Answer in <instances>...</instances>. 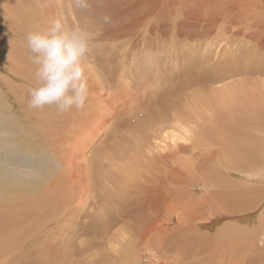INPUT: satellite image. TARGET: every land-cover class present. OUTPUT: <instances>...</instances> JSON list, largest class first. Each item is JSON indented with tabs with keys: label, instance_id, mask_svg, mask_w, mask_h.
Returning <instances> with one entry per match:
<instances>
[{
	"label": "bare ground",
	"instance_id": "bare-ground-1",
	"mask_svg": "<svg viewBox=\"0 0 264 264\" xmlns=\"http://www.w3.org/2000/svg\"><path fill=\"white\" fill-rule=\"evenodd\" d=\"M88 2L0 0L11 92L37 86L28 32L62 18L93 35L83 109H14L0 91L2 262L69 264L54 254L72 249L90 264H264V89L235 84L264 76V0ZM185 124L189 144L150 143ZM41 234L43 258L23 249Z\"/></svg>",
	"mask_w": 264,
	"mask_h": 264
},
{
	"label": "clouds",
	"instance_id": "clouds-1",
	"mask_svg": "<svg viewBox=\"0 0 264 264\" xmlns=\"http://www.w3.org/2000/svg\"><path fill=\"white\" fill-rule=\"evenodd\" d=\"M72 4L78 9L89 7L88 0H72ZM104 19L107 23L108 18ZM92 40V33L81 28L69 29L62 18L54 19L45 32L26 34L37 81V86L29 90V108L39 110L54 105L61 112L84 108L88 85L83 58Z\"/></svg>",
	"mask_w": 264,
	"mask_h": 264
},
{
	"label": "rangeland",
	"instance_id": "rangeland-1",
	"mask_svg": "<svg viewBox=\"0 0 264 264\" xmlns=\"http://www.w3.org/2000/svg\"><path fill=\"white\" fill-rule=\"evenodd\" d=\"M1 73V72H0ZM241 79V78H240ZM240 79H236L238 82L237 83H235V84H238V83H240V81H242V82H245L247 85H248V87H252V88H254V86L253 85H258L257 86V88H259V89H264V76L262 77H253V78H250V79H247V82H246V78L245 79H242V80H240ZM243 80H245V81H243ZM257 80V81H256ZM258 82V83H257ZM18 83H21V82H17L16 83V85H15V87H14V89H12V92H11V88H9L8 86H7V83L5 82V80H1L0 79V91L2 92V99L1 100H9V102L13 105V107H14V109H18V103L17 102H19V101H21V100H19L20 98H22V99H25L26 98V100H25V102H26V105H28V98H29V89H27L26 87L24 88V86H22V83H21V86L19 87V85H18ZM226 84H228V82H226ZM252 84V85H251ZM34 85V84H33ZM33 87H36L35 85L33 86ZM222 87H223V83L222 84H219V86L218 85H211V86H209V88L210 89H208V92L209 91H211L210 93H214L215 91H216V89L217 90H219V89H222ZM262 87V88H261ZM20 88H21V90H20ZM28 88H32V86H29ZM18 90V91H17ZM213 90V91H212ZM14 93L16 94V96H18V97H16L15 95H14ZM19 93V94H18ZM264 95V94H263ZM15 97V98H14ZM209 97H210V95H209ZM13 102V103H12ZM23 102V101H22ZM0 109H2V107L0 108ZM136 118H137V116H135V117H133V121L134 120H136ZM4 121L6 120V117L3 119ZM133 121H131V123L133 122ZM195 129H196V127H195V125H182L181 127H175V128H171V129H169L168 131H166V132H164V133H159V135L158 136H155V137H153L152 139H151V141H150V143L152 144V145H154V144H159V145H162V147H164L165 145H168V144H173V143H175V142H177V143H185V144H189V140H191L193 137V132L195 131ZM167 133V134H166ZM170 133V134H169ZM171 137H174L175 139L174 140H171ZM100 139V140H99ZM98 140H97V142H96V146H95V148L94 149H99L100 148V155L102 156V153L104 152V146H105V144L103 145V144H101V142L103 141V140H105L106 138H99ZM156 139V140H155ZM154 140V141H153ZM165 140V141H164ZM170 141V142H169ZM168 142V143H167ZM36 146H39L38 144H36ZM103 148V149H102ZM102 150H103V152H102ZM22 152H20L19 154H18V157L20 156V154H21ZM16 156H17V154H16ZM97 159H99V157H97ZM85 212H86V210L84 211V213L83 212H81L83 215L85 214ZM264 213V207H262L261 209H260V211L257 213V214H260V213ZM81 214V217H83V215ZM259 217H260V215H259ZM259 217L256 219V221H254V222H252V223H248V225H249V227L246 225V223H238L237 224V226H239V225H243V224H245V225H243V227H241V226H239V228H245V226L246 227H248L249 229H245L247 232H250V231H253L257 226H258V219H259ZM86 223H87V226L89 225V221L87 220L86 221V219L84 218L83 219ZM232 222H234V221H232ZM231 221L229 222L232 226L233 225H236V224H234V223H232ZM225 223V222H224ZM251 224V225H250ZM219 225H221V224H219ZM222 225H223V223H222ZM254 225H256V226H254ZM236 226V227H237ZM219 228V229H218ZM221 228H222V226H215L214 227V229H216V230H214L213 228L210 230V232L212 231L213 233H215V234H218V233H220V231H221ZM251 228V229H250ZM218 229V230H217ZM219 231V232H218ZM45 233H46V231L45 232H43L42 234H44L45 235ZM40 235V236H42L43 238H44V236L43 235ZM73 235V234H72ZM72 235H71V237L69 238L70 239V241H69V244H72V246H71V248H73V244H75L76 243V241H78V239H81V237H78V239L76 238H72ZM75 236H77V235H75ZM73 237H74V235H73ZM42 238V241H41V237H37V239H39L38 240V242H40V243H36V240H32V242L30 241V243L29 244H27L26 246H24V250L25 251H31V249H32V253L34 254V251L36 252L35 254V256H40V254H41V256H42V258L44 257V255H47V254H50V253H48V252H50L49 251V249L47 248V247H49L50 245H51V238H49V239H46V238H44L43 239ZM45 239H46V241L48 242V243H50V245L49 244H45ZM75 239V240H74ZM42 242V243H41ZM44 242V243H43ZM34 243V244H33ZM35 243H36V245H35ZM39 244H41L42 246H38ZM68 244V245H69ZM77 244V243H76ZM34 245V246H33ZM44 245H45V249H44ZM47 245V246H46ZM67 244H65V246H66ZM7 246H12V244H8ZM15 246V245H14ZM14 246H12V249H13V253L12 254H10V256H15L14 254H15V252L17 251L18 252V250H19V248L17 247H14ZM30 246V247H29ZM64 246V245H63ZM31 247H33V248H31ZM37 249H39V253H37L38 251H36L35 249L36 248ZM42 247H43V249H42ZM53 247V246H52ZM69 248V247H68ZM67 248V249H68ZM17 249V250H16ZM34 249V250H33ZM47 249V250H46ZM76 249V248H75ZM8 250H10V248H8ZM69 250H70V248H69ZM69 250H66V248H64L63 250H61V251H64V253H67ZM70 252H74V251H72V249L69 251V253H67V255L68 256H63L62 258H58V255L59 254H54V256L56 257V260L55 261H66L67 262V260L68 261H70V263L69 264H81V262L83 263L84 262V264H90V260H89V262H88V259L87 258H85L86 256L85 255H82V256H84V258L82 257V256H72V257H70L69 255L70 254H73V253H70ZM70 257V258H69ZM74 258V259H73ZM79 260H82L81 262L79 261ZM0 264H12V263H10V262H7V261H4V262H2V260L0 259ZM73 261L75 262V263H73ZM31 264H33L32 262H30ZM233 264V263H232Z\"/></svg>",
	"mask_w": 264,
	"mask_h": 264
}]
</instances>
